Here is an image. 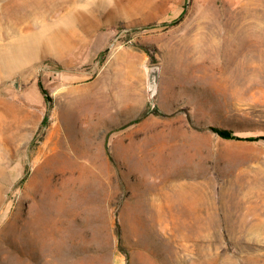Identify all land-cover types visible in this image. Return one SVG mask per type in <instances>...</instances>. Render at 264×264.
Here are the masks:
<instances>
[{
	"label": "rangeland",
	"instance_id": "obj_1",
	"mask_svg": "<svg viewBox=\"0 0 264 264\" xmlns=\"http://www.w3.org/2000/svg\"><path fill=\"white\" fill-rule=\"evenodd\" d=\"M199 25L238 32L232 77L223 78L232 40L202 57L182 53ZM153 62L162 78L151 110ZM118 70L134 91L124 111L103 96L119 88ZM78 98L90 104L82 112L71 107ZM83 140L87 153L70 146ZM64 150L81 154L76 177L96 156L95 222L51 205ZM160 150L171 155L170 181ZM64 178L59 193L80 200V178ZM174 183L184 201L172 210L177 193L160 189ZM40 213L68 225L60 243H16ZM17 245L32 253L21 263ZM0 264H264V0H0Z\"/></svg>",
	"mask_w": 264,
	"mask_h": 264
},
{
	"label": "bare ground",
	"instance_id": "obj_2",
	"mask_svg": "<svg viewBox=\"0 0 264 264\" xmlns=\"http://www.w3.org/2000/svg\"><path fill=\"white\" fill-rule=\"evenodd\" d=\"M202 24V23H201ZM199 30L192 33L191 36L188 38H185V42L183 43V52L184 54L188 55H195L197 57H202L203 54L206 52H209L210 49L214 48H220L222 47V43H225L226 40H232L231 44L234 43L235 46H238L236 48V53L233 54V56L228 58V63L226 64V69L223 71V78H225V74L229 73L231 74V77L233 73H236L238 70L236 69V65L238 64L241 52H240V39L239 34L232 32V34H229L228 32L222 33L217 32V34L211 35L209 33V30L206 26H200ZM234 30V29H233ZM229 36V38L227 37ZM242 37V36H241ZM224 40V42L222 41ZM247 44V43H246ZM205 58V57H204ZM242 59V58H241ZM203 62L207 63L208 60H204ZM233 65V66H232ZM207 66V65H205ZM207 74H202V78H207ZM93 98L94 102H96V95L91 97ZM90 104L87 102L84 98H78L71 100V107L72 109H76L78 111H83L85 108L89 107ZM89 111V109H87ZM90 110H93L95 112L97 110L96 105L90 108ZM83 137V136H82ZM166 141V139H165ZM148 145H151V142H148ZM91 141L83 140V142H76L72 141L70 143V146H72L73 150L78 149L79 151L84 149L83 152H89L91 150ZM76 148V149H74ZM72 150V151H73ZM161 151V150H160ZM173 155L175 157H178V154H175L173 151ZM81 156L80 153L78 154H72L68 150H64L61 154H56L55 160H60L64 162V164L60 167V169L57 172H51V185L53 184V195L52 196V202L51 205L53 208H55L57 216H72L74 218H82L85 219L86 222H95L96 221V200L94 197H96V156L91 155L93 159H91L90 164H82L79 168L78 176L76 177V170L77 165L72 163L73 161L77 160V158ZM84 156V155H82ZM171 155H168L164 151H161L159 154V160L160 165L162 169V177L161 179L163 181H170L172 178H174V172L167 171V167L170 161ZM53 162V161H52ZM84 162V161H83ZM55 165V164H54ZM143 167V166H141ZM149 167L150 172V166H144ZM41 170V169H40ZM50 170V169H49ZM152 173H154L153 170H151ZM50 173V172H49ZM57 175H60V177ZM61 177H68L64 179H68L70 183L76 184L78 181L76 178L80 180L79 185V195L81 196L80 200H76L75 202H66V191L65 188L62 190V193H59V190L61 189L58 186L57 180ZM75 178V179H74ZM44 182V181H43ZM46 185V184H45ZM173 184H170L167 187H161L160 191L168 192L167 188L171 187ZM185 187H187V190H193L188 185L184 184ZM146 188L150 190H154L156 187L154 185L147 184ZM194 191V190H193ZM183 202L184 199H181ZM60 217V218H61ZM37 225L34 226V229H32V232L27 233V231L24 229L20 230V228L17 230V238H19L16 243H25L26 239H29L31 243H40V241H43L44 243H60L55 242V238L58 235H61V233L64 232L66 227H68L67 224H65L61 219L58 217H51L49 218L46 214L40 213L36 217ZM50 237V242L47 237ZM63 241V240H61ZM17 251V257L19 263L23 262V258H28L32 255V253H27L24 250V246H16Z\"/></svg>",
	"mask_w": 264,
	"mask_h": 264
},
{
	"label": "crops",
	"instance_id": "obj_3",
	"mask_svg": "<svg viewBox=\"0 0 264 264\" xmlns=\"http://www.w3.org/2000/svg\"><path fill=\"white\" fill-rule=\"evenodd\" d=\"M147 64V63H146ZM145 64V65H146ZM194 67V66H193ZM196 68V67H194ZM198 69V68H196ZM147 74V73H146ZM122 76H123V73L121 70H118L116 72V76L114 79V84L115 86H119V88H116V87H108L104 92H103V96L105 97H108L106 98L108 100V103H109V108L112 107V105L115 103L116 104H119L118 106V109L119 110H126V104L129 103L127 101V96L128 95H131L134 93L133 89L131 88L130 90L125 87V86H121V80H122ZM121 86V87H120ZM146 89H147V78H146ZM137 93L141 96L143 95V91L141 89H139V91H137ZM147 95V98H146V102L145 103H149V100H148V93L146 91L145 93ZM160 96V95H159ZM116 97V98H115ZM127 101V102H126ZM126 102V103H125ZM98 101H96V105H97ZM158 103H159V99H158ZM150 105V104H149ZM97 107V106H96ZM104 108V106H103ZM136 109L138 110L139 107L137 106ZM98 110V109H97ZM135 154V155H134ZM135 157H136V153H132L130 156H129V161L130 162H134L135 161ZM138 165L139 166H147L149 163H148V160L149 159H146L144 158V156L140 155L138 157ZM167 191H170V193L172 195H174L175 193L176 194V197L172 196L171 198L169 199H166L167 201V204L169 205V207L174 210V209H180L181 205H182V201H181V185L180 183H174L171 187H168L167 188ZM169 200V201H168Z\"/></svg>",
	"mask_w": 264,
	"mask_h": 264
},
{
	"label": "water",
	"instance_id": "obj_4",
	"mask_svg": "<svg viewBox=\"0 0 264 264\" xmlns=\"http://www.w3.org/2000/svg\"><path fill=\"white\" fill-rule=\"evenodd\" d=\"M145 70L147 73V93L150 109L154 110L159 107L158 99L162 78V64L160 62L147 63Z\"/></svg>",
	"mask_w": 264,
	"mask_h": 264
},
{
	"label": "trees",
	"instance_id": "obj_5",
	"mask_svg": "<svg viewBox=\"0 0 264 264\" xmlns=\"http://www.w3.org/2000/svg\"><path fill=\"white\" fill-rule=\"evenodd\" d=\"M225 133H226V134H230V132H229V131H225Z\"/></svg>",
	"mask_w": 264,
	"mask_h": 264
}]
</instances>
